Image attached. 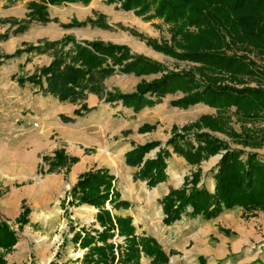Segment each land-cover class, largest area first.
<instances>
[{
  "label": "trees",
  "instance_id": "1",
  "mask_svg": "<svg viewBox=\"0 0 264 264\" xmlns=\"http://www.w3.org/2000/svg\"><path fill=\"white\" fill-rule=\"evenodd\" d=\"M92 0H34L30 2L29 20L20 25L14 33H23L27 24L33 21L49 23L48 6L66 3L89 5ZM119 3L120 9L133 11L146 21L163 20L171 31L170 42L158 44L148 39L147 44L154 50L178 61L195 64L189 70L170 71L162 64L143 55L132 54L126 45L104 42L101 40L78 43L74 36H66L61 41H44L38 45L24 44L14 54L6 55L5 60L19 57L24 53L44 52L61 45L62 48L74 45L73 52L57 53L49 66L42 67L31 76H19L20 86L27 83L39 86L44 93L51 94L65 101L83 98L85 92L100 94L102 81L116 72L122 74L147 76L163 73L162 77L151 82L143 81L132 94H109L107 101L122 100L127 106L141 110L154 102L146 95L164 97L170 93L182 91L185 97L173 101L175 107L187 109L197 104H205L217 109L216 116H203L199 122L184 128L185 134L175 133L166 146L174 153L184 157L191 165H200L203 161L224 152L214 175L215 192L205 187H198L200 176L186 179L184 187L172 189L163 199L165 225H172L180 220L190 207L191 216L203 215L213 219L225 210L241 207L246 217L257 211H264V159L253 151L262 147L263 140L254 126L264 122V0H108ZM8 21L0 20V24ZM12 24H16L13 22ZM87 25L102 29H111L106 22L88 19L83 22L73 21L63 25L67 29L82 28ZM10 32L0 35L1 40H8ZM143 38V36H141ZM3 64L0 61V66ZM252 83H256L255 86ZM46 84V86H45ZM235 108L234 117L241 124V130L234 128L230 111ZM82 109L88 112L84 105ZM81 110L76 115L81 116ZM252 124L253 127H248ZM196 129L195 132L191 131ZM202 128L225 134L242 149L232 147L231 143L221 140ZM261 131V129H258ZM174 131L175 128H174ZM193 134L196 144L190 138ZM264 134V133H262ZM160 146L154 142L139 146L127 154V163L142 166L136 179L147 182L154 188L167 179V162L171 156L169 150H161L156 159H147L146 154ZM251 148L252 151H245ZM246 156L243 159V156ZM62 152L56 153L51 167L62 166L66 161ZM72 159V163H76ZM143 164V165H142ZM115 176L107 169L92 170L83 174L72 189L74 201L87 204L98 210L97 223L102 231L96 235L77 232L74 244L81 249H89L81 259V264H114L116 245L110 242L118 230L120 237L129 243V259L133 260L145 252L156 255L167 262L160 245L153 239L140 238L135 234V227L130 218H115L106 205L116 202L118 193L114 186ZM118 204H115L117 206ZM120 205L128 206L126 202ZM30 210L27 208L17 219L23 226L28 223ZM19 241L18 233L6 223H0V249L11 253ZM118 250L121 249L118 245ZM127 255V256H128ZM121 261V259H120ZM64 262L61 264H77ZM0 264H8L5 255L0 254ZM51 264H59L52 262Z\"/></svg>",
  "mask_w": 264,
  "mask_h": 264
},
{
  "label": "crops",
  "instance_id": "2",
  "mask_svg": "<svg viewBox=\"0 0 264 264\" xmlns=\"http://www.w3.org/2000/svg\"><path fill=\"white\" fill-rule=\"evenodd\" d=\"M32 1L34 0H0V20L8 21L7 24H0V34H4L8 30L10 31V37L8 40H0V58L7 54L14 53L18 48H24L23 45L26 43H33L34 45H36L38 43V40L44 39L46 37L44 34L46 28L48 29V31L46 32L57 41L63 39L67 35L74 36L78 43H81L84 40L93 41L97 39L94 36H97L99 35V33L103 32V29L92 27V25H87L85 28L75 27L66 30L62 29L64 28L62 27V25L70 24L73 21L83 22L89 18L93 20L99 19L102 23L107 22V24H110L108 18L105 21L104 17L101 16L100 19V14L105 16L107 14L114 15L115 13H117V11L115 10V6L113 5H120L119 3H114L109 6L107 4L108 0H92V2L88 6L83 5L82 3L68 4L72 7L77 8L76 10L81 9L80 13L83 15L81 17L83 19L81 20L73 18V13L70 14V16L68 15L67 11L63 12L62 10H60L61 6L49 5L48 12L50 15V19H57L59 25L62 28L58 27V23L56 24L55 22H50L45 25V23L33 21L30 24H27L28 29L25 32L14 33V31L20 25L24 26L26 24V21L29 20L28 14L31 11L29 8V4ZM105 1L107 5L105 4ZM84 11H87L88 13L84 14ZM94 12L97 14L95 15ZM58 13L63 14V16H65L66 18H62V16ZM11 22H15L16 25H12ZM155 23L157 22L155 21ZM75 29H82L83 31L84 29H88L93 30L94 32H92L91 36H86L88 34L85 35L83 32L82 34L83 36H85L84 38H82L73 34V31L69 32L70 30ZM33 33H37V36L34 38L35 40L30 38V35ZM70 45H72V47ZM70 45L64 48L65 54L73 52L74 45ZM61 49L62 48L60 45L55 48L47 49L44 52H34L30 54L24 53L20 57L24 58L25 60L20 61L19 63H21L22 66H29L31 64H35L37 62L36 59H38L41 64H38L36 68L40 69L45 65H49L54 59L56 53L61 52ZM131 53L135 54L132 50ZM31 60H33V62ZM114 79H118V81L115 82ZM142 79L148 80V77H137L134 74L123 75V77L114 75L105 81L104 85L106 89H104V94L96 95L94 93L85 92V96L83 98H77L73 100L69 99L65 101L60 100L54 95L46 94L43 90H41L42 93L38 98V101L40 102V116H38L37 118L42 122L44 119H51L52 122L49 124L48 128H42V130L40 131L36 130L41 140V142H37L38 149H48V152H53L56 149H64L69 156L79 157L80 162L72 167L69 174L66 175L65 170L63 169L59 173L44 175L43 177L45 179L36 184L35 192L38 191L40 196H43H41V203L43 202V206H40L39 212L31 213L32 215L30 214V223L27 225L28 235L26 237H22V233L19 234L20 238L17 245L14 247V250L12 251V253L5 255V259L8 264H27L30 263V261L32 262V264L34 261V264H39V262L40 264H50L51 261L61 264L64 262L76 261V259L53 260L56 254V252H52V250H54V247L45 244L46 240L44 238H41L42 240L38 242L40 245L38 246V248H36V250H34L35 246H33L32 248L30 247L31 243L33 242L32 233L38 226H42L45 232L54 230L56 228L61 220V216L63 215L64 210L60 207L59 209L56 207H47L46 204L48 202V199L49 202H51L53 198L57 197L60 199H65V197H67L68 200L69 198H71L70 190L77 183L80 174L84 172L86 168L93 162H98L97 159L102 161L106 159L103 153H99L96 158H93L92 155H88L92 152L90 149H94L97 147L107 149L111 148L114 150L116 149L118 152L115 162L113 161L114 166L110 161L109 162L111 164L109 165L117 168L116 173L114 171V173L111 172V174L115 176L114 186L115 191L119 196L118 198H115V200L117 202L129 203L128 206H125L126 209L121 208L120 210H129L132 206L126 194L121 189L123 182L125 181L134 183V188H136V185H144L146 189L148 188L154 191L152 194L148 195V198L150 200H161L160 213L163 220V218L165 217L162 205L164 197L173 188L181 187V184H183L182 182H184V178L182 177L181 180L180 175V173L182 172L181 163L184 158L179 157L177 154H173L172 157L167 160L168 168L166 170V181L160 183L156 188H149L146 181L135 179V176L140 171L141 167L129 165L126 161L125 155L128 151H131L134 148V145H143L147 142L155 141L154 139L156 138H152L153 133H148L146 136L137 134L129 135L112 142H109L107 138L108 135H116L117 137L121 134L122 131L126 132L130 129L137 130L144 123L152 124L158 121H172L175 118L184 116V114L188 111L180 110L178 108L170 106L171 100L166 101L165 98L162 99L163 102L156 105L155 107H145L139 112H136L134 107H126L122 101H105L107 97L106 90H108L109 92H113L110 94H115L116 91H120V89L117 88L118 86L116 85V83H119V85H122L125 89L128 88L127 91L121 90L122 93H131L135 91L136 85ZM147 98L152 101L158 99V97L156 96L155 98L154 96H149ZM83 105L87 106L89 111L87 113L83 111L82 116L75 115V111L80 110ZM205 109L206 108H204V110ZM52 134H54L53 140L50 139L52 137ZM139 136H141L142 139L140 138V140H138ZM43 139H45V142H42ZM164 146L165 145L161 146V148L163 149ZM161 148L156 150V152L152 155L148 154L145 160L157 157V154L161 151ZM169 150L171 152L173 151L172 148H169ZM262 150H264V147L263 149H258V151L255 150V152H259L260 157L264 159V151ZM7 154L8 150L5 147L1 146L0 160L5 165V168L3 169V171H1L2 179L0 180V188L1 186L7 187V184H5L3 179L10 172L8 164L10 166L11 161L8 159ZM174 155H176V158L171 161ZM187 165L190 166L188 163ZM18 166L19 169L16 168L18 174L23 173L24 171L22 165L18 164ZM216 169L217 167L214 166L208 173L206 171V175L203 174L204 177L202 179L201 185H204L210 192L215 191V180L213 177ZM206 176L208 177L205 180ZM24 200L25 198L21 192L16 190H11L10 192H8L4 196V199L1 200L0 222H8L12 226V224L10 223L11 221L9 222L8 220H12L14 223L15 219L22 211L21 207ZM111 207L109 204L108 208ZM74 210L77 209L75 208ZM114 211L120 214L119 210L114 209ZM191 211L192 208L188 209L187 212L182 216L181 220L171 226H166L163 224L165 226V228H162V231L164 232L163 234H154L153 232L151 234H139V232H137V229L136 234L146 235L148 237L156 239L160 246L163 248L164 252L170 256L169 264L174 262L175 264H178V261L183 263L197 262L198 264H200V258L203 257L205 258L206 264H264V250L255 252L252 249L255 247V244L263 239L262 236H257V229L255 228L260 223H262V225L264 224V219L259 220L261 218L259 217L260 215L249 220V223L252 224V226H250L242 224L239 218L235 219V221L237 220L239 223H237V221L235 222L233 217L228 214L230 212L238 213L236 211H239V214H242L240 210L226 211L221 214L220 217L215 219H206L204 216L192 218L190 216ZM120 215L122 217H126V215L130 214L122 213ZM227 221H230L234 224L236 237L233 239L225 237L222 234H218V225L223 226L224 222L229 224ZM214 236H218V242L213 241ZM229 245H231L232 252L228 249ZM189 246L192 247V252L187 254V248ZM176 250L181 251L182 254L173 256L172 253L174 254ZM242 250L243 252H241ZM0 253L4 254L5 252L3 249H0ZM232 253L233 255H231ZM171 255L173 257H171ZM228 255L231 256L228 257ZM77 264L81 263L79 262Z\"/></svg>",
  "mask_w": 264,
  "mask_h": 264
},
{
  "label": "rangeland",
  "instance_id": "3",
  "mask_svg": "<svg viewBox=\"0 0 264 264\" xmlns=\"http://www.w3.org/2000/svg\"><path fill=\"white\" fill-rule=\"evenodd\" d=\"M102 2H104V1H102ZM68 4H76V3H66L63 5H59V6H61L60 10H62L63 12L67 11L68 15L73 13L72 14L73 18H77L78 20L83 19V18H81L83 16L80 13L81 9L76 10L77 8L72 7L71 5H68ZM105 4H106V1H105ZM107 4L110 6L111 4H114V3H110L107 1ZM86 6H88V5H86ZM113 6H115V10L117 11V13H115L114 15L107 14L106 16L100 14V17H99L101 19V16H103L105 21L108 18V20L110 21V24H108V25H110L112 28L111 29H103L104 30L103 32L99 33V35H97V36H94L97 38L95 40H101V41H104L107 43L111 42L114 44L126 45L135 54L143 55L149 59H152L153 61H156V62L162 64L165 68H167L170 71L177 72V71H181V70H189L191 67L195 66V64H193V63L178 61V60L171 58V57H169L163 53H160V52L154 50L151 46H149L147 44L148 39L155 40L158 44H162L163 42H170L171 31L169 29V26L164 24L163 20L154 19L152 21H146V20H144V18L136 16L133 11H130V12L123 11L122 9H120V5H118V6L113 5ZM48 8H49V6H48ZM47 12H48V10H47ZM86 13H88V12L84 11V14H86ZM58 14L61 15L62 18H66L65 16H63V14H61V13H58ZM94 14L96 15L97 13L94 12ZM48 17L50 18L49 12H48ZM51 20H54L51 22H55L56 24L58 23L57 19H51ZM155 21L157 23H155ZM11 23H13V22H11ZM46 24L47 23H45V25ZM12 25H16V24H12ZM57 25H58V27L62 28V27H64L63 25H65V24H63L62 27L59 25V23ZM92 27L99 28V27L93 26V25H92ZM62 29L67 30V28H65V27ZM46 31H48L47 28H46ZM46 31L44 32L46 37L44 39L38 40L37 41L38 43L36 45H38L44 41H50V42H56L57 41L53 37H51ZM72 31L74 32L73 34L77 35L78 37H82V38H84V36L86 34H88L86 36H91L92 32H94L93 30H88V29H86V30L84 29V31L82 29H75V30H70L69 32H72ZM83 32L85 34L84 36L82 34ZM0 35H2V34H0ZM36 36H37V33H33L30 35V38L34 39ZM67 36H69V35H67ZM141 36H143V38ZM106 39H110V40H106ZM61 40H58V41H61ZM1 41H6V40H1ZM84 41H89V40H84ZM30 44H33V43H30ZM71 44H73V43H71ZM58 46H60V45H57L55 47H58ZM70 46L72 47V45H70ZM55 47H53V48H55ZM61 52L64 53V48L61 49ZM61 52H59V53H61ZM14 53H12V54H14ZM144 53H146L147 55ZM12 54H7V55H12ZM56 55H57V53H56ZM5 56H2L0 58V61L3 62V64L0 66V147L3 146L8 150L7 155H8V159L11 162H10V166L8 164L10 172L8 173L7 176H5L3 178L5 184H7V187L1 186V188H0V205H1V200L4 199V196L8 192H10L11 190L12 191L16 190V191H19L23 194L25 200L22 203V207H21L22 211L20 212L18 217L15 219L14 223L12 220H8L9 222L11 221L10 223L12 224L13 227L8 222H6V223H8L12 227L13 230L16 229L15 231L18 233V237H19V234H21V233H22L21 234L22 237H26L28 235L27 225L30 223V218H29L30 214L34 213V212L35 213L39 212L40 206H43L42 205L43 202L41 203V200H42L41 196L42 195L40 196L38 191L35 192L36 184L40 183L41 180L45 179L43 177L44 175H49L52 173H59L63 169L65 170L66 175L69 174L72 167H74L76 164H78L80 162V158L74 157V156H69L65 152L64 149H56L53 152H48V149H42V150L38 149L37 142H41V140H40V138L38 136V132H36V130L40 131V130H42V128L43 129L48 128V126L52 122V120L51 119H44L42 122L40 119L37 118L38 116H40V109H39L40 108V105H39L40 102L38 101V98H39V95L42 93L41 92L42 89L41 88L39 89V86L30 84V83H27L24 86H20L18 81H17V78L19 76H31L34 73L38 72L42 67L40 69H38V68H36V66H38V64H41V62L38 61V59H36L37 62L33 65L31 64L29 66H26V65L22 66L21 63H19V62L24 61L25 60L24 58H21L19 56L20 58L15 57L12 59L5 60L4 59ZM55 56H54V58H55ZM31 61L33 62V60H31ZM18 65H20V66H18ZM49 65H45V66H49ZM114 75H119L120 77H123V75H130V74H122L118 70V67H116V72L101 82L102 83V89L100 90V94H104V89H106V87L104 85L105 81ZM162 75H163V73L154 74V75H147V76H137L136 75L137 77H148V80L142 79L136 85L134 92H136L138 85L140 83H142L143 81L151 82L155 79L161 78ZM114 81L116 82V81H118V79H114ZM116 85L118 86L117 88L120 89V91H116L115 94L116 93H118V94H132V93H134V92L122 93L121 90L127 91L128 88L125 89L122 85H119V83H116ZM252 85L255 86L256 83H252ZM110 93H113V92H109L108 90H106V94H107V97L105 100L106 102H112V101H107L108 95ZM100 94H96V95H100ZM149 96H152V97L154 96V98L156 96V97H158V99H155L153 101L154 102L153 105L146 106V107H155L156 105L163 102L162 99L165 98L166 101L171 100L170 106H172L174 108H178L180 110H184V111L188 110V111L184 114V116L175 118L172 121L171 120L170 121H158V122L152 123V124L151 123H144L137 130L130 129L126 132L122 131L121 134L118 135L117 137H116V135H110V136L108 135L107 138H108L109 142L117 141L118 139H120L122 137H127L129 135L137 134V135L146 136L148 133L149 134L153 133L152 138H156V139H154L155 141L147 142L143 145L142 144H137V146L134 145V148L131 150V151H133L137 147L144 146V145L149 144V143H154V142L160 143V146H158L157 148L152 150L150 153H148V154L152 155L153 153L156 152V150L161 148V146H163V145H165V146L163 149L161 148V150H169V148H172L170 146L169 147L166 146V143L168 142L169 139L172 138V136L175 133L178 132L179 134L183 135V134H185L184 133L185 127H189V126L193 125L194 123L199 122L203 116H206V115L216 116L217 115V109L211 108L205 104H197V105L191 106L193 108L189 107L187 109L173 106V104H172L173 101H176L178 99L185 97V94L182 91H177L176 93H170V94L165 95L164 97L148 94V95H146V98ZM114 101H122V100H114ZM164 102H165V100H164ZM125 106L126 107H134V106H127V105H125ZM144 108H142V109H144ZM204 108H206V109L204 110ZM80 110L83 113L84 110L82 108ZM141 110H139V111H141ZM76 111H78V110H76ZM76 111H75V115H76ZM135 111L139 112L136 109H135ZM235 111H236V109L232 108L230 111V115L233 117L232 123H233L234 128H237V129H239L238 131H240L241 130V124L238 123L236 121V118L234 117ZM77 116H79V115H77ZM254 126L256 127V131L261 132L260 136L255 135L256 138L262 139L263 144H264V134H262V133H264V122L257 123ZM248 127L249 128L253 127V125L248 124ZM174 128L176 131H174ZM258 129H261V131H259ZM33 130H35V131H33ZM195 130L196 129L194 128L191 131L195 132ZM199 131L200 132H207L213 136L220 138L221 140H224L226 142L231 143L232 147H234V148L242 149V145H237L232 139H230L225 134L211 131L209 128H202ZM51 136L52 137L50 139L53 140L54 134H52ZM193 136H194L193 134H190L189 140H191L194 144H196ZM140 138H141V136H139L138 140H140ZM42 142H45V139H43ZM122 147H124V146H122ZM263 147H264V145L258 149H263ZM97 148L90 149L92 152L88 155H92L93 158H96L97 155H99V153H101V154L103 153L104 157L106 159L104 158L105 160H103V161L97 159L98 162H93L90 166H88L86 168V170L84 172H82L80 174L78 181L80 180V178L83 174H85L89 171H92V170L107 169V170H109L110 174L113 171L116 173L117 168L112 167V165L114 166V163H112L110 159L111 158L114 159L113 161L115 162L116 155H118L117 150L116 149L114 150L111 148L110 149H107V148H98L97 149ZM258 149H254L253 151H255V150L258 151ZM114 151H116V152H114ZM131 151H128L126 153V155H125L126 161H127V154ZM245 151H252V149L247 148V149H245ZM262 151H264V150H262ZM57 152L63 153V155L66 158V160H65L66 162L62 166L52 168L51 162L56 159V153ZM170 153H171V156L169 158H171L173 154H176V153H174V150L172 152L170 151ZM223 153L224 152H221L215 156L210 157L209 159L203 161L200 165H191L184 157L179 156L177 154L179 157L184 158V160L181 163L182 164V166H181L182 172L180 173L181 180L183 177L184 182H182L183 184H181L182 185L181 187L173 188V189L179 190L182 187H184L186 179L187 178H189L190 180L193 179V177L196 173H198L200 176V182L198 184V187H205L204 185H201L202 179L204 177L203 174L206 175L210 171L211 168H213L214 166L217 167V165L219 164V162L222 158ZM257 153L259 154V152H257ZM148 154H146V156ZM146 156H145V158H146ZM175 156L176 155L173 156L171 161H173L176 158ZM145 158H144V161H145ZM156 158L157 157H155L153 159H156ZM242 158L245 159L246 156L244 155ZM72 159H76L77 162L72 163ZM167 160H166V162H167ZM109 161L112 163V165H109V164H111ZM185 161L190 166H188ZM18 164L22 165V168L24 171L23 173L18 174V172L16 170V168L19 169ZM94 167H96V168H94ZM4 168H5V165L0 160V180L2 179L1 178V171H3ZM167 168H168V164H167ZM206 171H207V173H206ZM216 172H217V169H216ZM215 173H214V175H215ZM207 177L208 176L205 177V180ZM78 181H77V183H78ZM140 186H141V188H140ZM73 187L70 190L71 198H69V200L67 197H65V199H60L57 197V198H53L51 202H49V199H48V202L46 204L47 207H49V206L53 207V208L56 207L58 209L60 207L61 209L64 210V213L61 216V220L59 222L60 225L58 224L54 230H49L46 232L42 226L41 227L38 226L37 228H35V230L32 233V235H33L32 241L33 242L31 243L30 247L32 248L33 246H35L34 250H36V248H38V246L40 245L38 242L42 240L41 238H44L46 240L45 244H48V245H51V247H54V250H52V252L53 253L56 252V254H55L53 260H56V259L80 260V259H82L83 256H85V254L88 253L89 249L83 250L80 248L79 244H74V242H73L74 235L77 232H80L82 235H85L86 233H91L92 235H96L97 230L102 231V228L100 227V225L97 223V220H96V214L98 213V210L95 207L89 206L87 204L82 205L78 202V200L74 201L73 196H72V192H71ZM134 187H135L134 183L125 182V181L123 182V185L121 186L122 191L126 194L130 204L132 205L129 210H120L121 208H124V209H126V208H125V206L120 205V202H117V201L112 205L108 202L106 205L107 210H109L115 218H125V219L130 218L132 220V225L135 227V229H137V232H139V234H142V233H145V234L150 233L151 234L152 232L154 234H157V233L163 234L164 232L162 231V228H165V226H164L165 224L163 222L165 217L162 220V216L160 213L161 200L160 199L157 201L150 200L148 198V195L152 194L154 191L152 189H148V188L146 189L144 187V185H136V188H134ZM156 187H154V188H156ZM215 187H216V181H215ZM214 192H211V193H214ZM63 196H62V198H63ZM109 204H110V207L112 206L111 208H108ZM115 204H118V205L115 206ZM27 208L30 210V213L27 217L28 223L23 225V226H20V224L17 223V219L20 217V215ZM75 208L77 210H74ZM82 208H84V209H82ZM91 209H93V210H91ZM114 209L119 210L120 214L123 213V214H130V215H126V217H122L120 214L116 213L114 211ZM188 209H190V207ZM163 210H164V208H163ZM231 210H240L242 212V214H239V211H236L238 213H231L230 212L228 214L233 217L234 221H235V219L239 218L240 222L242 224H245V225L252 226V224L249 223V220L258 217L259 215H260L259 217H261L259 220L264 219V211H257L254 215H250L249 217H246L245 211L241 207H237V208H234ZM231 210H225L224 212L231 211ZM223 213H221V214H223ZM164 215H165V213H164ZM220 215L215 217V218L220 217ZM190 216H191V213H190ZM200 216H203V215H200ZM0 217H1V213H0ZM192 218H196V217H192ZM215 218H213V219H215ZM180 220H178V221H180ZM178 221H176V222H178ZM227 222L229 224L224 222L223 226L218 225V227H219L218 234H222L225 237H229V238L233 239L236 237V234H235L236 230L234 229V224L231 223L230 221H227ZM237 223H239V222L237 221ZM166 226H168V225H166ZM169 226H171V225H169ZM255 228L257 229L256 230L257 236H259V237L262 236L263 239H261L260 242L255 244V247L252 249L255 252L260 251V250L263 251L264 250V224L262 225V223H260ZM114 232H115V237H114V239H112L110 241L116 245V248H115L116 260H115L114 264H146V262H147V264H169L170 263V256L164 252V250L161 246H160L161 250L163 251L164 255L167 256V258H168L167 262L163 261L162 258L157 257L156 255H149V254H146L145 252H141V255H139L138 258L130 260L128 258L129 257V255H128V252H129L128 241H126L125 237H120L118 235L119 233H118L117 229ZM38 234H40V235H38ZM135 234H136V230H135ZM136 236H138L140 238H148V239L150 238V239H153L157 242L156 239L148 237L146 235H137L136 234ZM218 240H219L218 236H214L213 241L218 242ZM118 245H120V247H121V249H119V250L117 248ZM228 249L232 252L231 245H229ZM249 249H250V247H249ZM190 252H192L191 246H189L187 248V254H189ZM241 252H243V250ZM53 253H52V255H53ZM7 254H10V253H4V255H7ZM179 254H182V253H181V251H178V250H176L174 254L172 253L173 256H177ZM172 255H171V257H173ZM231 255H233V253ZM231 255H228V257H230ZM120 259H121V261H120ZM224 259H227V258H224ZM200 261H201L200 264H206L204 257L200 258ZM34 262H33V264H34ZM74 262H76V261H74ZM51 263H52V261H51ZM80 263H81V261H80ZM179 263L180 264H198L197 262L183 263V262L178 261V264ZM27 264H32V262L30 261V263H27ZM39 264H40V262H39ZM171 264H175V262L171 263Z\"/></svg>",
  "mask_w": 264,
  "mask_h": 264
},
{
  "label": "bare ground",
  "instance_id": "4",
  "mask_svg": "<svg viewBox=\"0 0 264 264\" xmlns=\"http://www.w3.org/2000/svg\"><path fill=\"white\" fill-rule=\"evenodd\" d=\"M110 160H111V162L113 163V160H114V159L111 158ZM91 210H93V209H91Z\"/></svg>",
  "mask_w": 264,
  "mask_h": 264
}]
</instances>
